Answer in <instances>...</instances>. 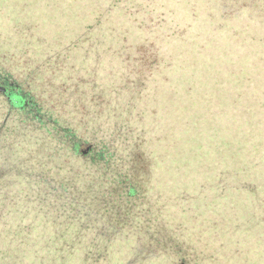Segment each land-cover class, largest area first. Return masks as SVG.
I'll use <instances>...</instances> for the list:
<instances>
[{
  "label": "rangeland",
  "instance_id": "rangeland-1",
  "mask_svg": "<svg viewBox=\"0 0 264 264\" xmlns=\"http://www.w3.org/2000/svg\"><path fill=\"white\" fill-rule=\"evenodd\" d=\"M117 62L124 81L108 76ZM0 68L29 92L33 114L39 108L58 121L43 128L12 114L8 128L25 134L14 158L30 149L36 174L79 188L56 224L59 239L108 245L91 249L86 264H124L136 252V264H175L172 248L198 264L263 263L264 0H0ZM7 113L0 100V124ZM54 127L88 134L80 153L89 144H106L116 157L132 149L142 193L128 216L92 200L83 188L89 167ZM13 135L0 139V167ZM50 153L58 157L41 165ZM249 181L257 196L241 189ZM10 184L0 238L13 247L52 223L56 206L46 214L41 201H74L69 192L47 197L25 179ZM29 225L31 237L19 234ZM0 250V259L8 255Z\"/></svg>",
  "mask_w": 264,
  "mask_h": 264
},
{
  "label": "trees",
  "instance_id": "trees-1",
  "mask_svg": "<svg viewBox=\"0 0 264 264\" xmlns=\"http://www.w3.org/2000/svg\"><path fill=\"white\" fill-rule=\"evenodd\" d=\"M116 64H118L117 71H113L112 69L111 73L108 76L114 78L115 81H124L123 75L119 74L120 64L123 68V62H117ZM4 71L5 70L3 68H0V80L1 78H7L9 82L13 83L16 86L17 94L14 97H6L2 93H0V100L3 101V109L8 112V117L5 115L4 122L0 124V139L3 138L4 140H6V137H3L5 135V132L14 133L12 137L13 140L9 142L7 146H5L7 150L1 163V165L3 166L0 167V192L2 191L1 188H3L4 191L0 193V229H2L1 227L3 226V221L8 214V212L3 211V207L10 203L9 201L7 202V199L5 197L6 195H8V189L10 185H12L10 184V181L20 183L22 179H25L26 185L34 186L36 184V187H38L40 190H44L42 194H45V196L47 197H49L51 191L53 193L69 192L74 201H66L62 206L55 204L54 200H50L49 202L41 201V203H47L46 210H42L46 214L51 211V205L56 206L52 209V216H48L49 220L51 218L52 223H50V225L44 224L41 226L42 231H40V235H42V237L39 235L40 239L27 240L21 238L22 242L19 241L15 247L12 246V244H14V241L6 242L8 243L6 244L4 240L0 238V246L4 244V247L8 248V255L1 256L0 264H10L9 261L7 263L5 262V258H9L8 260H17L18 258V261H14L18 263L23 257L29 258L31 260L33 259L34 264H43L44 257L49 260L50 264H66V258L72 259L78 257V264H86V259H88L90 251H93L91 249H98L102 247L103 253H106V247L108 245L101 246V244L97 242H89L87 244H84L78 240L68 242L66 239H59V236L62 235L61 231L64 229L61 228L60 225L56 224L57 216L59 214L64 215L66 213L65 211H60H68V206L71 209H74V202L79 200L74 198V192L78 191L79 188L71 182L65 183L64 179H62L60 182H56L55 179L46 178L47 176L44 175L43 172L36 174L34 172L35 166H27L29 162H33V160H35L34 154L36 152L33 153L30 151V149L27 150L28 153L25 158L20 160L14 158L15 152L13 150L16 147L15 140L16 138H19L20 140H18L16 144H22L24 141H22V138H25V134L19 132V130H17V132H14V128H8V121L12 114L20 115L23 118L21 124H30V122L36 121L43 128L54 126V124L57 125L58 121L55 120L54 123L45 121L47 115H43L42 113L40 114L39 108H37L38 110L36 114H33V109L37 106L32 105V97L29 95V92H23L21 86L14 83L10 79V76ZM113 83L115 82H112L111 84ZM25 127L27 129L26 125ZM54 132L57 135L62 134V136H64L65 141H62V144L64 143L63 145L65 147L63 145L62 146L69 154H71V157L81 160L84 165H87L89 167L90 170L88 171L86 177H90V180L87 181L86 184H84L83 188L88 192H92L91 195L94 196L92 200L96 202H102L103 204L113 203L109 205V210L113 211L112 214H116V216H118L123 213V215L128 216L129 206L132 204L133 199L136 200L139 197L140 193H142V188L140 184H138L137 179L139 170L136 166V158L132 155V149L129 148L130 150L125 151L122 156L116 157V151H111L109 148H107L106 144H89L86 151L84 153H80L78 151V145H80L82 141L87 142L86 138L88 137V134L84 133V136H81L82 138H78L73 131L69 129H57L56 127H54ZM28 139L29 137L26 136V140ZM46 139H48L47 135ZM88 143L91 142L89 141ZM39 148L43 151L44 145H41ZM53 157H58V155H55L54 153L44 155L45 161L41 165H46V163H49L50 159ZM36 162L40 163L39 161ZM61 167L62 169H67L65 165H61ZM11 172L13 180L9 181V178L7 179L6 176L8 177ZM18 179H20V181ZM99 179L104 180L103 182H101ZM54 184H56L55 187ZM255 186L256 184L254 181H249L241 189L252 196H257V193L255 192L257 188L255 189ZM57 189L59 191H56ZM102 190L109 192V197L107 199H102L103 196H97ZM113 198H115V200ZM262 202L264 203V199L262 200ZM132 205H134V202ZM252 207L256 206L253 205ZM4 213H6V215H4ZM111 215L109 216L110 218L112 217ZM78 227L80 228L81 225H79ZM32 228L33 226H26L25 228L21 229L22 233L19 234H26V238H29L32 235ZM47 229L53 230V232L51 233L53 238H49V236H47L49 235ZM43 236H46V238H44ZM81 248L83 249V251ZM172 249L177 253V256L179 257V259L176 258L175 264H198L199 261H197L196 258L192 260L187 258L185 259L184 257L182 258L179 249ZM10 251L11 253L13 252L16 254H10ZM138 255L139 253L136 252L134 257ZM134 257L132 259H127L124 264H136V259ZM14 262L12 263L14 264ZM262 264H264V261Z\"/></svg>",
  "mask_w": 264,
  "mask_h": 264
},
{
  "label": "flooded vegetation",
  "instance_id": "flooded-vegetation-1",
  "mask_svg": "<svg viewBox=\"0 0 264 264\" xmlns=\"http://www.w3.org/2000/svg\"><path fill=\"white\" fill-rule=\"evenodd\" d=\"M0 93L6 97H14L17 94V88L13 83L9 82L7 78H1Z\"/></svg>",
  "mask_w": 264,
  "mask_h": 264
}]
</instances>
